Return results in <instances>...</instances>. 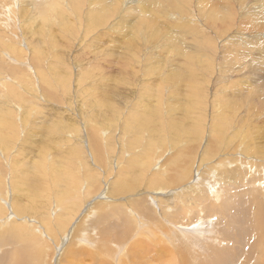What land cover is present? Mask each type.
<instances>
[{
  "label": "rangeland",
  "instance_id": "obj_1",
  "mask_svg": "<svg viewBox=\"0 0 264 264\" xmlns=\"http://www.w3.org/2000/svg\"><path fill=\"white\" fill-rule=\"evenodd\" d=\"M12 1L14 0H0V34H2L0 35V66L4 65L0 69V76L2 75L0 77V88H2L0 89V103H2L0 104L2 106L0 107L2 111L0 113L2 121V124L0 123V194L5 201L2 203L8 209L13 203L19 201L27 203L26 199L38 205L35 197L28 196L30 193L25 189L35 190L38 184L36 179L40 177L34 176L35 171L39 163L43 165L44 162L43 166L48 171L46 170L47 177L42 176L48 192L42 193L41 202H48L49 217L51 219L54 216L65 217L64 208L60 205L61 200L55 198L59 192L56 185H62V182L74 191L79 208L76 215L72 216L62 237V231L58 228L47 227L44 234L48 239L41 234V237L35 234L34 239L29 237L24 242L17 241L12 234L8 233L12 231L10 226L15 219H13L11 210L5 208L8 211V218L0 234L5 232L9 237H6L3 244H0V248L2 247L0 256L5 250L13 251L14 256L7 261L3 259L1 264H108V262L115 264L120 259L124 260L123 264H143L144 259L139 263L137 261L132 263L128 256L131 246L137 245L138 242L140 245L142 240L146 244L142 242L144 244L140 245L142 251L140 254L147 253L145 256L149 255V260L154 258L153 260L158 261L159 256H168L165 264H181L177 255H171L168 251L171 246L165 238L168 233L174 234L173 226L178 229L177 234L182 238L187 239L190 236L198 238L202 253L200 252L201 255L194 264H209L210 250L215 246L220 247L217 249L231 248L234 251V257L228 264H249L247 263L248 257H250L251 264H263L260 255L254 256L257 254V247L251 246L250 241L240 239L235 242L226 239L223 233L229 235L230 232V235H233L236 231L235 225L238 226L237 228L245 226L246 230H252L250 210L256 209L257 211L258 228L261 220L260 212L264 216V168H262L264 158L258 155L250 156L252 160L249 161L244 158L247 157L245 148L250 142L251 144L247 147L250 150L262 152L261 148H264V57L260 53L261 50L264 51V26L258 28L251 21L252 16L255 15L256 18H262L264 22V0H185L181 4L177 1L172 2L174 4L172 9L165 4H160L159 8L155 9H152L151 5L149 9L148 0H116L117 12L113 9V5L105 7L109 3L108 0H104L103 5L98 0H78L77 4L76 0H59L60 5L57 3L56 7L52 6L51 9H58L57 12L61 11L60 14L55 11L51 13L50 8L43 5L41 0V2L37 1L38 7L34 6L37 9L33 5L28 6L33 1L15 0V4ZM22 2H25V7ZM110 2L113 3L112 0ZM6 8L10 9V13L6 11ZM27 12H30V16H26L29 14ZM44 13H46L45 16ZM93 15L96 16L95 20ZM11 18L16 20L15 23ZM29 20L32 21L28 22ZM153 31L160 32L161 35L156 38L153 36ZM245 42L250 44L244 45ZM5 47H11L13 54ZM18 48L27 52L23 53L24 59ZM9 54L15 55V58ZM59 60L60 66L56 74L53 72L55 71L54 65ZM28 79L29 81H26ZM1 82L6 83L2 85ZM7 90L9 92H6ZM226 100H233L234 105H226L224 103ZM16 103L18 104L15 105ZM6 111L10 112L9 115ZM10 116L12 117L9 120ZM219 117H222L226 123H223L225 128L220 134L222 136L221 148L216 152H211L210 155L206 152L205 158L202 152L208 138L211 140V137L207 138L208 128L214 126L213 121ZM88 118L98 123L96 127L99 131L94 134L95 137L98 135L96 141L90 140L87 135ZM124 126L127 128L124 129ZM196 126H198L197 131L194 129ZM73 128H79L80 134L78 135L77 131L73 133ZM64 129L68 131V134L72 132L74 135L70 141ZM209 129L212 131V128ZM100 130L106 131L104 137L100 134ZM227 136L230 138L226 140ZM180 139L183 141L181 142ZM88 140L94 145L100 144L92 150ZM149 145L154 149L145 151L148 150ZM225 148L226 150L229 148L228 151ZM167 151L172 153L170 152L171 155L168 157V162L164 164L162 172L165 174L169 171L168 173L171 172V174H165L168 183H160L158 188L162 187L163 191L160 195L154 196V193L149 192L152 190L145 185L153 160L160 158ZM241 152L244 153L241 154ZM143 154L147 155L142 157V163L150 166L145 165L148 167L147 170L145 169L146 173L139 166L140 162H137L136 166H131V172L128 170V174L124 176L127 181L131 182L129 186L133 189L126 193H115L117 204H112L105 195L104 198L101 197L100 191L105 190L106 187V184H103L104 181L108 183L106 190L109 192L110 184L116 179L118 172L126 164L131 163L132 159L139 161ZM130 156L134 157L131 159ZM202 159L207 160L204 162ZM170 160L173 161L169 163ZM236 160L241 163L227 164ZM252 163H255V167H251ZM55 167L61 169L66 178L67 172L70 171L77 185L71 181L68 184L64 180L60 182L55 179L57 175ZM154 168L157 166L153 167V170ZM184 168L190 172L186 174ZM212 168L214 171L211 170ZM87 175L98 180V185L93 191H88L83 183ZM191 175L197 178V182L190 189H181L192 178ZM221 177L227 178L228 181L221 180ZM200 182L203 183L200 184ZM204 183H209L212 187L207 185L203 188ZM175 184L183 186L179 187ZM27 185L28 188H26ZM195 187L198 190L191 194V190ZM226 188L229 194L224 190ZM200 190L204 193L202 194ZM180 194H184L183 197ZM203 195L207 197L208 203ZM135 198H137L136 202ZM191 198L192 201L189 200ZM221 200L224 203L228 200L227 210L221 206L224 204ZM123 202L124 204H121ZM135 203L136 207H134ZM209 203L212 205L207 206ZM219 204L224 211L214 210ZM143 212L147 216L142 215ZM5 213L2 211L0 218L3 219ZM222 213L224 215H221ZM105 214L108 216L104 219ZM19 217L31 221L28 225L21 222L27 235L34 234L38 227L43 228L42 218L38 213H24ZM232 217L235 218V223ZM167 220L170 221L169 224ZM18 221L20 220H17V223ZM129 222H132L133 226L129 227L130 224L132 225ZM122 226L124 230L121 229ZM180 227H185L186 230L179 229ZM155 228L158 230L160 228V231L156 229V232H153ZM165 229L169 232L167 233ZM123 231L126 234H123L125 233ZM120 234L121 240L118 241L117 237ZM260 234L262 244L258 253L264 255V231ZM212 238H216V241ZM85 239L89 240L88 244L85 243ZM57 241L62 245L56 250ZM101 241L107 242L108 249L115 253L111 254L114 257L112 260H107L103 256L99 257V251L95 248ZM176 243L175 246L177 248L181 246L188 252L187 257L190 258L191 245L196 246L195 240L191 245L188 242L183 245V241L179 242L180 244ZM151 245L154 246L153 249ZM208 245L211 246L207 252ZM148 258L145 261H148Z\"/></svg>",
  "mask_w": 264,
  "mask_h": 264
},
{
  "label": "bare ground",
  "instance_id": "obj_2",
  "mask_svg": "<svg viewBox=\"0 0 264 264\" xmlns=\"http://www.w3.org/2000/svg\"><path fill=\"white\" fill-rule=\"evenodd\" d=\"M15 1V0H14ZM14 1H12L13 3H14ZM16 1H19V0H16ZM21 1V0H20ZM26 1V0H25ZM29 1H33V3H29L30 5H28V6H31V5H33V7L34 6H37L38 5V2L37 1H40V0H29ZM41 1H43L42 3H43V5H46V6H48L50 9H49V11L52 13V11L54 12H56L57 14H60L61 13V11H58L57 12V10L56 9H51L52 8V6L53 7H56L55 5L57 4V3H59L58 1L59 0H41ZM40 1V2H41ZM99 1V3H101V5H103V2H104V0L102 1V0H98ZM175 1H177L178 3H183V2H185V0H148V2H149V9H151V5H152V9H155V8H159L158 6L161 4V5H163V4H165L169 9H172V8H174V4H172V2H175ZM9 2V1H8ZM60 2H62V1H60ZM108 2L109 3H105L106 5H105V7L107 6V7H112V5H113V9L117 12V2H116V0H112V2L113 3H111L110 2V0H108ZM13 3H11V4H13ZM24 3L25 2H22V4H23V6H24ZM76 4L78 3V0H76V2H75ZM122 3H123V1H122ZM15 4V3H14ZM18 4V3H17ZM75 4V5H76ZM5 5V4H4ZM8 5V4H7ZM10 5V4H9ZM27 5V4H26ZM59 5H60V3H59ZM20 6H21V3L19 4V8H20ZM41 6V5H40ZM62 6H64V5H62ZM62 6H60L61 8H63ZM14 7V6H13ZM25 7V6H24ZM23 7V8H24ZM27 7V6H26ZM32 7V8H33ZM38 7V6H37ZM4 8V7H3ZM18 8V9H19ZM30 8V7H29ZM35 8V7H34ZM60 8V9H61ZM9 9V8H8ZM13 9V8H12ZM26 9H28V8H26ZM35 9H37V8H35ZM39 9V8H38ZM41 9V8H40ZM149 9H148V11H149ZM3 10V9H2ZM10 10V9H9ZM9 10H7V8H6V11H8L9 13H10V11ZM15 10H17V9H15ZM20 10V9H19ZM19 10H18V12H19ZM46 10V9H45ZM44 10V11H45ZM4 11V10H3ZM23 11V10H22ZM27 11H29V10H27ZM31 11V10H30ZM32 11H33V9H32ZM39 11H41V10H39ZM43 11V12H44ZM47 12H48V10H46ZM62 11H63V9H62ZM142 11V10H141ZM17 12V13H18ZM49 12V13H50ZM64 12V11H63ZM176 12V11H175ZM3 13V12H2ZM27 13H29V14H27L26 16H30V12H27ZM36 13H37V11H36ZM65 13V12H64ZM4 14V13H3ZM14 13L12 12V15H13ZM20 14H23V13H20ZM20 14H19V16H20ZM45 14L46 13H44V16H45ZM25 15V14H24ZM41 15H43V13L41 14ZM187 15V14H186ZM14 16V15H13ZM16 16V15H15ZM35 16V15H34ZM49 16V15H48ZM95 18H94V20L96 19V16L95 15H93ZM1 17V16H0ZM5 17V16H4ZM33 17V16H32ZM171 17V16H170ZM10 18V17H9ZM23 18V17H22ZM36 18V17H35ZM186 18V17H185ZM3 19V18H2ZM12 19V18H11ZM15 19H18V18H15ZM26 19H27V17H26ZM31 19V18H30ZM53 19V18H52ZM63 19H66L65 17H63ZM175 19V18H174ZM182 19V18H181ZM13 20V19H12ZM11 20V21H12ZM34 20V19H33ZM45 20V19H44ZM55 20V19H54ZM191 20V19H190ZM14 21V20H13ZM16 21V20H15ZM15 21L13 22V23H15ZM24 21V20H23ZM30 21H32V20H29L28 22H30ZM252 24L254 25V26H256V27H258V28H262L263 26H264V22H263V20H262V18H256L255 17V15H253L252 16ZM6 24V23H5ZM12 24V23H11ZM20 24V23H19ZM21 24H22V22H21ZM20 24V25H21ZM1 25H3V24H1ZM187 25V24H186ZM14 26H16V25H14ZM29 26V25H28ZM11 27V26H10ZM13 27V26H12ZM39 27V26H38ZM16 28V27H15ZM18 28V27H17ZM5 30H6V25H5V28H4ZM9 30V29H8ZM14 30V29H13ZM17 30V29H16ZM2 31V30H1ZM4 31V30H3ZM27 31V30H26ZM25 31V32H26ZM37 31V30H36ZM5 32V31H4ZM7 32V31H6ZM12 32V31H11ZM10 32V33H11ZM30 32V31H29ZM35 32V31H34ZM13 33V32H12ZM11 33V34H12ZM28 33V32H27ZM26 33V34H27ZM32 33V32H31ZM37 33V32H36ZM35 33V34H36ZM6 34V33H5ZM30 34V33H29ZM0 35H2V34H0ZM10 35V34H9ZM31 35V34H30ZM33 35V34H32ZM161 35V33L160 32H156V31H153V36H155L156 38H158L159 36ZM3 36H4V34H3ZM35 36V35H34ZM6 37V36H5ZM15 37V36H14ZM28 37V36H27ZM31 37V36H30ZM37 37V36H36ZM168 37V36H167ZM24 38V37H23ZM50 38V37H49ZM5 39V38H4ZM3 39V40H4ZM10 39V38H9ZM15 39V38H14ZM30 39V38H29ZM33 39V38H32ZM31 39V40H32ZM45 39V38H44ZM56 39V38H55ZM12 40V39H11ZM37 40V39H36ZM40 40V39H39ZM39 40H37V41H39ZM31 42H33V41H31ZM41 42V41H40ZM49 42V41H48ZM52 42H54V41H52ZM2 43V42H1ZM44 43H45V41H44ZM35 44V43H34ZM51 44V43H50ZM250 43L249 42H245L244 43V45H249ZM48 45V44H47ZM8 46V45H7ZM12 46V45H11ZM4 47V46H3ZM2 47V48H3ZM31 47H32V45H31ZM49 47V46H48ZM56 47V46H55ZM1 48V47H0ZM6 49H7V51L8 52H11L12 53V48L11 47H5ZM26 48V47H25ZM24 48V49H25ZM20 48H18V50H19ZM32 49V48H31ZM58 49V48H57ZM33 50H34V48H33ZM36 50V49H35ZM40 50V49H39ZM1 51V50H0ZM13 52H15V50L13 51ZM40 52V51H39ZM38 52V53H39ZM2 53V52H1ZM6 53V52H5ZM20 53H21V57L24 59L25 57V55H23V53L25 54V53H27L26 51H22L21 49H20ZM36 53V52H35ZM261 55L264 57V51H262L261 50ZM13 54V53H12ZM11 54V55H12ZM16 54V53H15ZM63 54V53H62ZM3 55V54H2ZM2 55H1V58L2 59H4L3 57H2ZM10 54H9V56H11ZM31 55V54H30ZM42 55H43V53H42ZM58 55H59V53H58ZM3 56H5L6 57V55H3ZM8 56V55H7ZM14 56V58H15V55H12V57ZM27 56V55H26ZM31 57V56H30ZM33 57H34V55H33V53H32V61H33ZM38 57V56H37ZM30 58V59H31ZM10 59V58H9ZM12 60H14L15 61V59H12ZM29 60V59H28ZM58 60V59H57ZM19 61V60H18ZM20 61H22V60H20ZM19 61V62H20ZM31 60H29V62H32ZM16 62V61H15ZM41 62H43V61H41ZM41 62H40V64H41ZM3 63V62H2ZM33 63H35V62H33ZM36 63H39V62H36ZM35 63V64H36ZM54 63H55V61H54ZM61 63H63V62H61ZM22 64V63H21ZM1 65V64H0ZM7 65V64H6ZM29 65V64H28ZM46 65V64H45ZM62 65V64H61ZM4 66V65H3ZM3 66H0V69H1V67H3ZM9 66V65H8ZM20 66V65H19ZM37 66V65H36ZM59 66H60V60L59 61H56V64L54 65V67H55V71H53V72H55L56 74H57V70H58V68H59ZM253 66V65H252ZM15 67V66H14ZM13 67V68H14ZM28 67V66H27ZM38 67V66H37ZM18 68V67H17ZM19 68H21V67H19ZM26 69V68H25ZM31 69H33V68H31ZM31 69L29 70V71H31ZM35 69H37V68H35ZM52 69H54V68H52ZM4 70H7V69H4ZM22 70V69H21ZM39 70V69H38ZM64 70V69H63ZM10 71V70H9ZM23 71H25V70H23ZM22 71V72H23ZM16 72H17V70H16ZM21 72V73H22ZM32 72H33V70H32ZM40 72V71H39ZM13 73V72H12ZM18 73V72H17ZM25 73V72H24ZM30 74V73H29ZM45 74V73H44ZM13 75V74H12ZM17 75V74H16ZM33 75V74H32ZM2 76V75H1ZM0 76V77H1ZM27 76V75H26ZM70 76V75H69ZM13 77V76H12ZM18 77V76H17ZM17 77H15V78H17ZM44 77V76H43ZM20 78V77H19ZM23 78V77H22ZM29 78V77H28ZM42 78V77H41ZM70 78V77H69ZM4 79V78H3ZM18 79V78H17ZM170 79V78H169ZM26 81H29V79L28 80H26ZM14 82V81H13ZM15 82H16V80H15ZM22 82V81H21ZM25 82V81H24ZM32 82V81H31ZM41 82H43V81H41ZM70 82V81H69ZM2 83V82H1ZM6 83V82H5ZM5 83H2V85L3 84H5ZM27 83V82H26ZM45 83V82H44ZM11 84V83H10ZM18 84V83H17ZM21 84V83H20ZM70 84H71V82H70ZM9 85V84H8ZM31 85V84H30ZM46 85V84H45ZM21 86V85H20ZM25 87H26V85H24ZM29 86V85H28ZM3 87H5V86H3ZM10 87V86H9ZM22 87V86H21ZM30 87V86H29ZM8 87H6V89H7ZM65 88V87H64ZM163 88H164V86H163ZM0 89H2V88H0ZM5 89V90H6ZM21 89V88H20ZM26 89V88H25ZM29 89V88H28ZM31 89H33V88H31ZM66 89V88H65ZM19 90V89H18ZM21 91H22V89H21ZM21 91H20V94H21ZM28 91V90H27ZM44 91V90H43ZM52 91V90H51ZM6 92H9L8 90L6 91ZM31 92V91H30ZM4 93V92H3ZM11 93V92H10ZM36 93V92H35ZM7 95V94H6ZM14 95V94H13ZM47 95V94H46ZM52 95V94H51ZM9 96H10V94H9ZM15 96V95H14ZM164 96V95H163ZM7 97V96H6ZM13 97V96H12ZM16 97V96H15ZM20 97V96H19ZM218 97H220V96H218ZM1 98V97H0ZM5 98V97H4ZM11 98V97H10ZM50 98H51V96H50ZM14 99V98H13ZM222 99V98H221ZM3 100V99H2ZM1 100V101H2ZM8 100V99H7ZM6 100V101H7ZM10 100V99H9ZM27 100V99H26ZM222 100H224V99H222ZM260 100V99H259ZM28 101V100H27ZM221 101V100H220ZM5 102V101H4ZM3 102V103H4ZM13 102V101H12ZM227 102V103H226ZM226 102H224L226 105H228V104H233L234 103V101L233 100H231V101H228V100H226ZM251 103V102H250ZM0 104H2V103H0ZM18 103H16L15 105H17ZM4 105H5V103H4ZM7 105H9V103L7 104ZM234 105V104H233ZM28 106H30V105H28ZM32 106V105H31ZM254 106V105H253ZM0 107H2L1 105H0ZM9 107V106H8ZM11 107V106H10ZM17 108V107H16ZM30 107H28V109H29ZM1 109V108H0ZM33 109H34V105H33ZM112 109V108H111ZM114 109V108H113ZM9 110H10V108H9ZM20 110V109H19ZM21 111V110H20ZM19 111V112H20ZM2 111L0 110V113H1ZM19 112H17V113H19ZM10 113V112H9ZM9 113H7V111H6V114H8L9 115ZM16 113V114H17ZM28 114V113H27ZM19 115V114H18ZM24 115V117H25V113L23 114ZM116 116H118V115H116ZM11 117L12 116H10V118H9V120L11 119ZM17 117V116H16ZM30 117V116H29ZM6 118H8V117H6ZM26 119V118H25ZM209 119V118H208ZM13 120V119H12ZM148 120V119H147ZM226 121V120H225ZM2 121L0 120V123H1ZM227 122V121H226ZM12 123H14V122H12ZM23 123V122H22ZM223 123H225L223 120H222V117H219V118H216L214 121H213V125L214 126H212V127H209V128H212V131L208 128V132H207V138L208 137H211V140L208 138V140L206 141V144H205V148L203 149V152L202 153H204L203 155L205 156V158H206V152L210 155V153L211 152H216V150H218L219 148H221V143H222V136H220V134L221 133H223L222 131L224 130V128H225V126L223 125ZM2 124V123H1ZM7 124V123H6ZM15 124V123H14ZM21 124V123H20ZM119 124V123H118ZM208 124V123H207ZM210 124H211V122H210ZM226 124V123H225ZM24 125V124H23ZM58 125H61V124H58ZM65 125V124H64ZM78 125V124H77ZM2 126V125H1ZM13 126V125H12ZM18 126V125H17ZM25 126V125H24ZM51 126V125H50ZM49 126V127H50ZM54 126V125H53ZM66 126H67V124H66ZM86 126H88V136L90 137V140L91 139H93L92 141H96L97 139H96V137L98 136V135H96V137H95V133H97L99 130H98V123L95 121V120H93V119H91V118H88V121H87V124H86ZM97 126V127H96ZM207 126V125H206ZM80 127V126H79ZM198 126H196L194 129H196V131H197V128ZM204 128H205V126H203ZM15 128H16V126H15ZM54 128V127H53ZM62 128V127H61ZM67 128H68V126H67ZM67 128H65L66 130H67ZM84 128V127H83ZM97 128V129H96ZM125 128H127V126H124V129ZM59 129V128H58ZM57 129V130H58ZM65 129H64V131H65ZM74 129V128H73ZM10 130V129H9ZM14 130V129H13ZM49 129H47V131H48ZM51 130H52V128H51ZM60 130V129H59ZM58 130V131H59ZM69 130H71V128L69 129ZM83 130V129H82ZM200 130V129H199ZM206 130V129H205ZM209 130L211 131V132H209ZM222 130V131H221ZM11 131V130H10ZM57 131V132H58ZM77 131V133H78V135L80 134V129L78 128V129H74L73 130V133H75ZM87 131V130H86ZM101 131V130H100ZM195 131V130H194ZM1 132H3V131H1ZM34 132V131H33ZM36 132V131H35ZM65 132H67V134L66 135H69L68 136V140L70 141L71 139L70 138H72V137H74V135H72V132L70 133V134H68V131H65ZM104 132H106L105 130H103V131H101V133L100 134H102L103 135V137H104V135H105V133ZM31 133V132H30ZM46 133V132H45ZM85 133V132H84ZM197 133V132H196ZM202 133V132H201ZM209 133V134H208ZM36 134H37V132H36ZM43 134V133H42ZM56 134V133H55ZM59 134V133H58ZM194 134V133H193ZM197 134H199V133H197ZM77 135V136H78ZM179 135V138H180V133L178 134ZM182 135V134H181ZM230 135V134H229ZM232 135H234V134H232ZM8 136V135H7ZM40 136V135H39ZM47 136H49V135H47ZM46 136V137H47ZM58 136V135H57ZM60 136V135H59ZM83 136V135H82ZM199 136V135H198ZM197 136V137H198ZM9 137V136H8ZM100 137V136H99ZM173 137V136H172ZM228 137L230 138V136H227V138H226V140L228 139ZM235 137V136H234ZM43 138V137H42ZM51 138V137H50ZM56 138V137H55ZM63 138V137H62ZM84 138V137H83ZM86 138V137H85ZM108 138V137H107ZM173 138H175V136L173 137ZM179 138H177V139H179ZM47 139H48V137H47ZM171 139V138H170ZM198 139H200L199 137H198ZM203 139V138H202ZM43 140V139H42ZM49 140V139H48ZM53 140H54V137H53ZM52 140V141H53ZM59 140V139H58ZM101 140V139H100ZM174 140V139H173ZM182 139H180V141H181ZM195 140H197V139H195ZM233 140V139H232ZM7 141H9V140H7ZM56 141V140H55ZM89 141V140H88ZM92 141H89L90 143H91V146H92V150L93 149H96L97 148V146H99V144L98 145H94V143L92 142ZM179 141V140H178ZM179 141V142H180ZM183 141V140H182ZM181 141V142H182ZM200 141V140H199ZM224 141H225V137H224ZM10 142V141H9ZM9 142H8V144H9ZM57 142V141H56ZM55 142V143H56ZM59 142V141H58ZM57 142V143H58ZM166 142V141H165ZM175 142V141H174ZM180 142V143H181ZM226 142V141H225ZM6 143V142H5ZM44 143V142H43ZM42 143V144H43ZM51 143V142H50ZM69 143V142H68ZM150 143V142H149ZM164 143V142H163ZM198 143V142H197ZM2 144V143H1ZM62 144H65V143H63L62 142ZM168 144V143H167ZM175 144V143H174ZM198 144H200V143H198ZM228 144V143H227ZM250 144H251V142H250ZM249 144V145H250ZM48 145V144H47ZM60 145V144H59ZM165 145V144H164ZM183 145V144H182ZM186 145V144H185ZM188 145V144H187ZM189 145H190V142H189ZM245 145H247V144H245ZM248 145V146H249ZM3 146V145H2ZM27 146V145H26ZM88 146V145H87ZM146 146V145H145ZM191 146V145H190ZM197 147L199 146V145H196ZM200 146H202V145H200ZM248 146H246V153H247V157L245 156L244 158H246V160H252V158L250 157V156H261L262 158H264V148H261L262 149V152H259L258 150H256V151H253V150H250L249 148H247ZM7 147V146H6ZM31 147V146H30ZM37 147V146H36ZM35 147V148H36ZM44 147H45V145H44ZM56 147V146H55ZM89 147V146H88ZM153 146H148V150H145V151H151V149H154V148H152ZM174 147V146H173ZM172 147V148H173ZM185 147V146H184ZM184 147H182V148H184ZM239 147H241V145L239 146ZM253 147H254V145H253ZM10 148V147H9ZM25 148V147H24ZM32 148V147H31ZM46 148V147H45ZM147 148V147H146ZM180 148V147H179ZM186 148V147H185ZM184 148V149H185ZM231 148V147H230ZM12 149H14V148H12ZM27 149V148H26ZM34 149V148H33ZM104 149V148H103ZM171 149V148H170ZM191 149V148H190ZM201 149V148H200ZM223 149V148H222ZM229 149V148H228ZM228 149L226 150V148H225V150L226 151H228ZM244 149V150H245ZM252 149V148H251ZM7 150V149H6ZM40 150V149H39ZM91 150V151H92ZM157 150V149H156ZM161 150V149H160ZM174 150V149H173ZM186 150V149H185ZM188 150V149H187ZM186 150V151H187ZM242 151H244L243 149H241ZM255 150V149H254ZM89 151V150H88ZM221 151V150H220ZM72 152V151H71ZM142 152H144V150L142 151ZM163 152H164V150H163ZM162 152V153H163ZM171 152V151H170ZM169 151H167V152H165L164 154H162V156L160 157V158H155L154 160H153V165H152V167L150 168L151 169V172H150V174H149V178H148V180H147V184L145 185V186H147V188L148 189H150V190H152V191H149V192H151L152 194L154 193V196L155 195H160L161 194V191H163V188L161 189V188H158V185L160 184V183H163V182H167V177H166V175L165 174H167L168 172H166L165 174H164V172H162V170L164 169V167H165V163L166 162H168V160H169V156L171 155V153H170ZM184 152V151H183ZM192 152V151H191ZM200 152V154H202ZM217 152H219V151H217ZM1 153V152H0ZM45 153H47V152H45ZM94 153V152H93ZM96 153V152H95ZM98 153V152H97ZM102 153V152H101ZM199 153V152H198ZM244 152H241V154H243ZM24 154V153H23ZM38 154V153H37ZM49 154H50V152H49ZM91 154V153H90ZM128 154V153H127ZM140 154V153H139ZM149 154V153H148ZM179 154V153H178ZM221 154H223V153H221ZM40 155V154H39ZM51 155V154H50ZM98 155H100V154H98ZM105 155V154H104ZM103 155V156H104ZM125 155V153L123 152V156ZM147 154H143V156H141V158H140V160L138 161L137 159H135L134 161H133V159H132V157H134V156H130L131 157V163H129L128 165L126 164L125 165V167L120 171V172H118V174H117V176H116V179H114V181L110 184V186L111 187H109V192H108V190H106V187H107V185H108V183H107V181H104V183L103 184H106V187H105V190H103L102 191V189H101V191H100V193H101V197H105L106 196V199H109V201H111V203L112 204H117L116 202H118L117 201V199H116V197H115V193L117 194V193H123V192H129L131 189H133L132 187H130L129 185L131 184V182H129V181H127V179H125V175L126 174H128V172L131 170V166H136L138 163L137 162H140V164H139V166L140 167H142V169L144 170V172L146 173V170L148 169V167H150V166H148L147 164H144V163H142V161H143V158L142 157H145ZM197 155V154H196ZM245 155V154H244ZM36 156V155H35ZM137 156H139V155H137ZM136 156V158H138L139 159V157H137ZM153 156V155H152ZM156 156V155H155ZM217 156V155H216ZM215 156V157H216ZM218 156H219V154H218ZM243 156V155H242ZM52 157V156H51ZM100 157V156H99ZM105 157V156H104ZM189 157V156H188ZM208 157V156H207ZM215 157H214V159H215ZM44 158V157H43ZM47 158V157H46ZM181 158V157H180ZM170 159H171V157H170ZM38 160V159H37ZM103 160V159H102ZM145 160V159H144ZM182 160V159H181ZM207 160V159H206ZM205 159L203 160L202 159V161H206ZM209 160V159H208ZM41 161V160H40ZM51 161V160H50ZM99 161H101V159L99 160ZM152 161V160H151ZM173 161V160H172ZM171 160H170V162L169 163H171L172 162ZM183 161V160H182ZM134 162V163H133ZM147 162H148V160H147ZM178 162V161H177ZM203 162V163H204ZM235 162H237L238 164H240L241 162L239 161V160H236V161H230V162H228L227 164H229V165H231L232 163H235ZM264 162V161H263ZM34 163V162H33ZM46 163V162H45ZM115 163H117V161L115 162ZM122 162L120 161V164H121ZM127 163V162H126ZM168 163V164H169ZM179 163V162H178ZM191 163V162H190ZM220 163V162H219ZM255 163H256V161H255ZM255 163H252L251 164V167H255L254 166V164ZM102 164V163H101ZM176 164V163H175ZM184 164H186V163H184ZM43 165H44V162H43ZM41 163H39V165H38V168H37V170L35 171V175L34 176H40L39 178H37L36 180H37V182H38V184L35 186V190L33 191L31 188V191L30 190H27V189H25V191H27V192H29L30 194H28V196H34L35 197V199L38 201V205L37 204H34L33 202L31 203V202H29L27 199H26V202L27 203H21L20 201L19 202H16V203H13L12 205H11V207L9 206V208L10 209H8V208H6V207H4V205H3V203L2 202H5L3 199H2V195L0 194V213L2 212V211H4V213H5V210L7 209V210H11V212H12V214H13V219H15V221L14 222H12V226H10V225H8V226H10L11 227V229L10 230H12V231H9L8 233H10V234H12L13 236H14V238L17 240V241H20V242H24V241H26V239L27 238H32V239H34V235L35 234H39V236H40V234L41 235H43V236H45L46 237V235L44 234V231H45V229L47 228V227H49V228H53V227H55V228H58L60 231H62V234H61V237H62V235H63V232H64V230L68 227V225L70 224V222H71V218H72V216H75L76 215V213H77V211H78V208H79V206H78V204H77V200H76V198L74 197V191H72V188L71 187H66L65 185H64V183L62 182V180H64L65 182H67L68 184H70V182L69 181H71L72 183H74L75 185H77V182L75 181V179H74V176H73V174L72 173H69V172H67V178L65 177V174H64V172L61 170V169H59V168H57V167H55V169H56V173H57V175H56V177H55V179H57V180H60V182H62V185H56V189H58V193L56 194V196H55V198L58 200H61L60 201V205H62L63 206V208H64V211H65V217L64 218H58L57 216H54V218L53 219H51L50 217H49V215H48V213H47V207H48V202L47 201H45V203H42L41 202V199H42V193H45V192H48V190H47V188H46V186H45V184H44V177L47 175L46 174V172L48 171L44 166H43ZM145 165H147L146 167H145ZM151 165V164H150ZM200 165V164H199ZM217 165L220 167V164H218L217 163ZM222 165V164H221ZM228 165V166H229ZM248 165V164H247ZM36 166H37V164L35 165V168H36ZM157 166V168H154V170H153V167H156ZM224 166V165H223ZM186 167V166H185ZM208 167V166H207ZM197 168V167H196ZM237 168L239 169V167L237 166ZM236 168V169H237ZM249 168V167H248ZM262 168H264V166L262 165ZM22 169V168H21ZM146 169V170H145ZM167 169V168H166ZM165 169V170H166ZM171 169V167L169 168V170ZM208 169V168H207ZM238 169H237V171H238ZM47 170V171H46ZM129 170V171H128ZM180 170V169H179ZM196 170V169H195ZM200 170V169H199ZM199 170H198V172H199ZM211 170H213V168L211 169ZM211 170H209V171H211ZM218 170V169H217ZM233 170H235V168H233ZM232 170V171H233ZM240 170V169H239ZM27 171V170H26ZM101 172H102V170H100ZM178 171V170H177ZM184 171H185V173L186 174H188V172H190L189 170H187V169H185L184 168ZM214 171V170H213ZM237 171H236V173H237ZM252 171V170H251ZM53 172V171H52ZM131 172V171H130ZM162 172V173H161ZM179 172V171H178ZM197 172V171H196ZM235 172V171H234ZM239 172V171H238ZM23 173V172H22ZM27 173V172H26ZM34 173V172H33ZM55 173V174H56ZM69 173V174H68ZM207 173V172H206ZM240 174H241V172H239ZM28 174V173H27ZM103 174L105 175V173L103 172ZM169 174V173H168ZM167 174V175H168ZM170 174H171V172H170ZM169 174V175H170ZM175 174H176V172H175ZM185 174V176H187ZM190 174V173H189ZM221 174H223L222 172H221ZM42 175H44V177L42 176ZM49 175V174H48ZM180 175V174H179ZM183 175V174H182ZM181 175V176H182ZM224 175V174H223ZM242 175H243V172H242ZM22 176V175H21ZM33 176V178H35ZM180 176V177H181ZM231 176V175H230ZM229 176V177H230ZM20 177V176H19ZM30 177V176H29ZM32 177V176H31ZM47 177V176H46ZM80 177H83V176H80ZM169 177V176H168ZM172 177V176H171ZM191 179L189 180V182L186 184V186L184 187L183 185H181V186H183L181 189H190L192 186H193V184L194 183H196L197 182V178H195V176H193V175H191ZM198 177V176H197ZM226 177V176H225ZM239 177V176H238ZM181 178H183V177H181ZM180 178V179H181ZM190 178V177H189ZM48 179V178H47ZM128 179H129V177H128ZM179 179V180H180ZM187 180H188V178H186ZM208 179V178H207ZM206 179V180H207ZM223 179H225L224 177H221V180H223ZM16 180V179H15ZM84 180L85 181H83V183H85V186H86V189H88V191H93L94 190V187H96L97 185H98V180L97 179H95L94 177H92V176H86L85 178H84ZM144 180V179H143ZM179 180H178V182H179ZM205 180V181H206ZM226 181H228L227 180V178L225 179ZM235 180V179H234ZM234 180H233V182H234ZM19 181V180H18ZM17 181V182H18ZM137 181V180H136ZM175 181H177V180H175ZM182 182L184 181V180H181ZM180 181V182H181ZM212 181V180H211ZM210 181V182H211ZM230 181V180H229ZM264 181V180H263ZM21 182V181H20ZM24 182V181H23ZM31 182V181H30ZM57 182V181H56ZM56 182H55V184H56ZM137 182H139V181H137ZM186 182V181H185ZM207 182V181H206ZM235 182H237V181H235ZM256 182V181H255ZM258 182V181H257ZM136 182H134V184H135ZM168 183V182H167ZM171 183H172V181H171ZM177 183V182H176ZM201 183H203V182H200V184ZM261 183V182H260ZM139 184H140V182H139ZM179 184V183H178ZM185 184V183H184ZM226 184H228V183H226ZM262 184V183H261ZM14 185V184H13ZM136 185H137V183H136ZM175 185H177V184H175ZM207 185L209 186V183H204V184H202V186H203V188L206 186L207 187ZM230 185V184H229ZM229 185H227V187L229 186ZM233 185V184H232ZM104 186V185H103ZM164 186H166V185H164ZM177 186H179V185H177ZM181 186H179V187H181ZM235 186V185H234ZM29 186L27 185V187L26 188H28ZM176 187V186H175ZM196 187H198V186H196ZM194 188V190H191V194H194L195 193V190H198L197 188ZM210 187V186H209ZM212 187V186H211ZM210 187V188H211ZM174 188V187H173ZM178 188V187H177ZM10 189V188H9ZM23 189V188H22ZM77 189V188H76ZM52 190V189H51ZM175 190V189H174ZM203 190H205V189H203ZM207 190V189H206ZM224 190H226L227 191V193H228V190H227V188L226 189H224ZM178 191V190H177ZM201 191V190H200ZM54 192V191H53ZM55 192H56V190H55ZM148 192V193H149ZM197 192V191H196ZM202 192V194L204 193V191H201ZM208 192V191H207ZM207 192H206V194H207ZM11 193H13V192H11ZM15 193V192H14ZM135 193V192H134ZM48 194V193H47ZM90 194V193H89ZM137 194V193H136ZM179 194V193H178ZM229 194V193H228ZM45 196H46V194H44ZM88 195V194H87ZM95 195V194H94ZM105 195V196H104ZM181 195V194H180ZM184 195V194H183ZM183 195H181L182 197H183ZM7 196V195H6ZM96 196V195H95ZM204 196V195H203ZM207 196V195H206ZM23 197V196H22ZM33 197V198H34ZM159 197V196H158ZM178 197V196H177ZM209 197V196H208ZM226 197V196H225ZM152 199H153V197H151ZM155 198V197H154ZM157 198V197H156ZM193 198V197H192ZM192 198L191 199H189V200H191L192 201ZM204 198H206V203H208L207 202V197H205L204 196ZM204 198H202V199H204ZM5 199V198H4ZM45 199V198H44ZM43 199V200H44ZM141 199V198H140ZM179 199V198H178ZM16 200V199H15ZM24 200H25V198H24ZM46 200V199H45ZM136 200H137V198H135V202H136ZM167 201L169 200V199H166ZM180 200H182V198H180ZM179 200V201H180ZM188 200V199H187ZM194 200V199H193ZM205 200V199H204ZM223 200V199H222ZM221 200V201H222ZM36 201V202H37ZM14 202V201H13ZM128 202V201H127ZM142 202V201H141ZM144 202V201H143ZM223 203H224V201H222ZM10 203V202H9ZM130 203V202H129ZM128 203V204H129ZM204 203H205V201H204ZM8 204V203H7ZM7 204H5V205H7ZM53 204V206H55V202H53L52 203ZM119 204V203H118ZM121 204H124V202L123 203H121ZM120 204V205H121ZM133 204V203H132ZM132 204H131V206H132ZM163 204V203H162ZM181 204V203H180ZM192 204H194V203H192ZM201 204V203H200ZM229 204V202H228V200L226 201V203H224L223 205H221V206H223L224 208H226V210L229 208V207H227V205ZM130 205V204H129ZM128 205V206H129ZM135 206L134 207H136V203L134 204ZM141 205V204H140ZM161 205V204H160ZM163 205H165V204H163ZM205 205V204H204ZM210 206V205H212V204H207V206ZM127 206V205H126ZM196 206H197V204H196ZM195 206V209H197V207ZM206 206V205H205ZM206 206V207H207ZM219 206H220V204H219ZM215 207L214 208V210H216V211H218V212H222V211H224V210H222L221 208V206L220 207ZM8 207V206H7ZM140 207V206H139ZM143 207V206H142ZM166 207V206H165ZM204 207V206H203ZM6 208V209H5ZM124 208H127V207H125L124 206ZM130 208V207H129ZM141 208V207H140ZM164 208V207H163ZM183 208V207H182ZM210 207H208V209H209ZM211 208H212V206H211ZM260 208H262V206L260 205ZM115 209H116V211H118L117 210V208H116V206H115ZM134 209V208H133ZM132 209V210H133ZM142 209V208H141ZM140 209V210H141ZM162 209V208H161ZM165 209V208H164ZM204 209V208H203ZM207 209V208H206ZM6 210V213H5V215H4V218L2 219V218H0V233H1V231H3V229L5 228V224H6V221H7V218H8V211ZM120 210H121V208H120ZM128 210V209H127ZM163 210V209H162ZM161 210V211H162ZM168 210V209H167ZM200 210V209H199ZM210 211H211V209H209ZM222 210V211H221ZM125 211V210H124ZM124 211H123V213H124ZM134 211V210H133ZM171 211V210H170ZM206 211H208V210H206ZM205 211V212H206ZM261 211H262V209H261ZM114 212V211H113ZM121 212V211H120ZM140 212V211H139ZM142 212V211H141ZM152 212V211H151ZM203 212V211H202ZM260 212V211H259ZM24 213H38L40 216H41V218H42V222H43V228L42 227H38V228H36L35 230H36V232H34V234H31V235H27L25 232V230H24V227L22 226V224H21V222H23V224H25V225H28V223L29 222H31L30 221V219H26V218H23V219H20V217L19 216H21V215H23ZM112 213V212H111ZM123 213H121L122 215H124ZM149 213H150V211H149ZM197 213H199V212H197ZM226 213V212H225ZM120 214V213H119ZM120 214V215H121ZM126 214H127V212H126ZM130 214V213H129ZM132 214V213H131ZM139 214V213H138ZM151 214V213H150ZM149 214V215H150ZM153 214V213H152ZM1 215V214H0ZM136 215V214H135ZM142 215H145V213L143 212L142 213ZM155 215V214H154ZM206 215V214H205ZM221 215H224L223 213L221 214ZM260 215H261V220H260V227L258 228V222H257V220H256V217H257V211H256V209H253V210H250V217H251V228H252V230L251 229H248V230H246L245 229V226H242V228H237L238 226L237 225H235V227H236V231H235V233L233 234V235H230V232H229V235H227L226 233H223V235H224V237L226 238V239H229V240H234L235 242H238L240 239H244V240H248V242L250 241L252 244H251V246H256L257 247V254H254V256H257V255H260L261 257H262V260H263V264H264V255H262V254H260V253H258L259 252V249H260V247H261V231H264V219H263V214L260 212ZM2 216H3V214H2ZM105 216H108L107 214H105L104 216H103V218L105 217ZM145 216H147V215H145ZM144 216V217H145ZM151 216V215H150ZM149 216V217H150ZM124 217H126V216H124ZM128 217V216H127ZM126 217V218H127ZM139 218H140V216H138ZM152 217V216H151ZM151 217H150V219H151ZM125 218V219H126ZM130 218V217H129ZM203 218H205V217H203ZM105 219V218H104ZM137 219V218H136ZM141 219V218H140ZM17 220H20V221H18V223H17ZM142 220H143V218H142ZM144 220H146V219H144ZM153 220V219H152ZM151 220V221H152ZM154 220H155V218H154ZM164 220H166V218L164 219ZM163 220V221H164ZM235 218L234 217H232V221L235 223ZM131 221V220H130ZM134 221V220H133ZM138 221V220H137ZM147 221V220H146ZM231 221V222H232ZM144 222V221H143ZM149 222H150V220H149ZM153 222V221H152ZM169 222L170 221H168L167 220V223L169 224ZM34 223V222H33ZM128 223V222H127ZM126 223V224H127ZM129 223H132V222H129ZM142 223V222H141ZM166 223V224H167ZM125 224V223H124ZM125 224V225H126ZM124 225V226H125ZM129 225V224H128ZM140 225V224H139ZM142 225V224H141ZM140 225V226H141ZM154 225H155V223H154ZM153 225V226H154ZM131 226H133V223H132V225L130 224V226L129 227H131ZM165 226V225H164ZM129 227H126V229H128ZM160 227V226H159ZM161 227H162V229H163V226L161 225ZM174 227V229H173V232H174V234L173 233H168L169 231H167L166 229V231H167V235H165V238L167 239V243H169L170 244V246H171V248H170V250H168L170 253H171V255H177V257L180 259V261H181V264H194V262H196V260H197V258L201 255V253H202V250H201V247H199V245H198V241H197V239L198 238H195V237H192V236H190V237H188L187 239H185V238H182V237H180L178 234H177V232H178V229L175 227V226H173ZM240 227V226H239ZM149 228V227H148ZM167 228H168V225H167ZM122 230H124V228H123V226H122V228H121ZM130 229V228H129ZM142 229V228H141ZM145 229V228H144ZM156 229L157 228H155V230H153V232L155 231L156 232ZM169 229V228H168ZM179 229H182V230H186L185 229V227H180ZM34 230V231H35ZM132 230V229H131ZM137 230V229H136ZM151 230V229H150ZM158 230V229H157ZM120 231V230H119ZM127 231H129V230H127ZM134 231H135V228H134ZM158 231H160V228H159V230ZM164 231V230H163ZM123 232H125V231H123ZM131 232V231H130ZM150 232V231H149ZM82 233H84V231L82 230ZM159 232H157V234H158ZM228 233V232H227ZM123 234H126V232L125 233H123ZM129 234V233H128ZM119 235V234H118ZM130 235V234H129ZM138 235V234H137ZM143 235V234H142ZM174 235V236H173ZM123 236V235H122ZM136 236V235H135ZM140 236V235H139ZM159 236V235H158ZM171 236H173V237H171ZM6 237H9L8 235H6L5 234V232H3V234L1 235L0 234V244H3V241L4 240H6ZM41 237V236H40ZM66 237H68V236H66ZM82 237H84V235L82 236ZM125 237V236H124ZM133 237V236H132ZM131 237V238H132ZM47 239H48V237H46ZM129 238V237H128ZM139 238H141V237H139ZM84 239V238H83ZM119 239L121 240V234H120V236H118L117 237V240L119 241ZM162 239H163V237H162ZM221 239V238H220ZM49 240H51V239H49ZM79 240H81L80 238H79ZM86 240V239H85ZM84 240V241H85ZM139 240H142V239H139ZM194 240H195V247L194 246H192L191 244H194ZM212 240L213 241H216V238H212ZM219 240V239H218ZM217 240V241H218ZM94 241V240H93ZM99 241V240H98ZM108 241H110V240H108ZM123 241V240H122ZM122 241H120V243H122ZM147 241V240H146ZM155 241H157V239L155 240ZM160 241H161V237H160ZM173 241V242H172ZM181 242V241H183L184 242V244L183 245H185L186 244V242H188L190 245H191V251H190V258H188L187 257V255H189L188 254V252L187 251H185L181 246H178V248L175 246V244H177L176 242ZM225 241V240H224ZM227 241V240H226ZM58 242V245L56 246V250L57 249H59L60 247H61V243L59 242V241H57ZM124 242V241H123ZM141 242V241H140ZM142 242H144L143 240H142ZM142 242H141V244L140 245H143L142 244ZM162 242H163V240H162ZM85 243H89V240L87 241L86 240V242ZM107 242H105V241H101V243L100 244H98V246L95 248V250L96 251H99V257L100 256H103V258L105 257L107 260L109 259V260H112V255L111 254H115V253H113L112 251H110L109 249H108V247H107V244H106ZM148 243V246H149V242H147ZM157 243V242H156ZM161 243V242H160ZM221 243V242H220ZM81 244V243H80ZM79 244V245H80ZM116 244V243H115ZM118 244H119V242H118ZM139 244V242L137 243V245H132L131 246V252H130V255H128L129 256V258H130V261L132 262V263H136V261L139 263L141 260L143 261V259H144V263L143 264H159V263H161V264H165L166 262H167V260H168V256H164V257H161V256H159L158 258V261L157 260H153L154 258H152V260H149V255H148V257L147 256H145V255H147V253L145 254V255H141L140 254V252H142L141 251V247H140V245H138ZM146 244V243H145ZM158 244V243H157ZM164 244V243H163ZM162 244V245H163ZM180 244V243H179ZM219 244V243H218ZM91 245H92V243H91ZM162 245H160V246H162ZM165 245V244H164ZM164 245L162 246V247H164ZM216 245H217V243H216ZM2 246V245H1ZM85 246V245H84ZM87 246H89V245H87ZM119 246V245H118ZM152 246V245H151ZM150 246V247H151ZM159 246V247H160ZM166 246V245H165ZM197 246H198V248H197ZM210 246L211 245H208V249H207V252H208V250H209V248H210ZM228 246V245H227ZM8 247H10V246H8ZM142 247H144L145 249H146V247L145 246H142ZM153 247L154 246H152V249H153ZM156 247V246H155ZM161 247V248H162ZM175 247L177 248V249H175ZM2 248V247H1ZM0 248V249H1ZM120 248V247H119ZM165 248V247H164ZM217 248H220V247H214V248H211V250H210V255H211V261H210V263L209 264H228L231 260H232V258L234 257V251L231 249V248H227V249H217ZM116 249V248H115ZM157 249H159V248H157ZM160 250V249H159ZM2 251H3V249H2ZM6 251V250H5ZM4 251V253H3V255H1L0 256V264H1V262H2V260L4 259L5 261H7L8 259H10V257H12V256H14V254L12 255V252L13 251H9V252H5ZM15 251V250H14ZM83 251V250H82ZM89 251V250H88ZM93 251V250H92ZM16 252V251H15ZM72 252V251H71ZM85 252V251H84ZM112 252V253H111ZM145 252V251H144ZM201 252V253H200ZM73 253V252H72ZM86 253H87V251H86ZM150 253V252H149ZM93 254H95V253H93ZM150 255H151V253H150ZM95 256H97V254L95 255ZM116 256H117V254H116ZM152 256V255H151ZM157 256V255H156ZM253 256V257H254ZM16 257V256H15ZM194 257V258H193ZM114 258V257H113ZM146 258H148L147 260L148 261H145V259ZM245 258V257H244ZM12 259V258H11ZM14 259V258H13ZM101 259V258H100ZM155 259H157V258H155ZM102 260V259H101ZM105 260V259H104ZM194 260V261H193ZM248 262L247 263H249V264H251L250 263V257H248ZM13 261V260H12ZM116 261H117V259H116ZM4 262V261H3ZM100 262V261H99ZM115 262V261H114ZM113 262V263H114ZM124 263V260H118L115 264H123ZM4 264H6V263H4ZM9 264V263H8ZM11 264V263H10ZM108 264H110L109 262H108Z\"/></svg>",
  "mask_w": 264,
  "mask_h": 264
}]
</instances>
